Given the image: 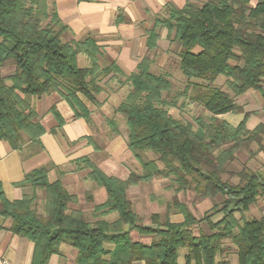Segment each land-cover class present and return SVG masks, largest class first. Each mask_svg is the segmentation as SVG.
Wrapping results in <instances>:
<instances>
[{"label": "trees", "instance_id": "trees-1", "mask_svg": "<svg viewBox=\"0 0 264 264\" xmlns=\"http://www.w3.org/2000/svg\"><path fill=\"white\" fill-rule=\"evenodd\" d=\"M47 6L48 0H0V142L16 151L28 143L43 149L45 128L33 102L47 95L57 94L77 118L90 122L92 112L79 95L93 103L104 91L103 78L115 69L114 78L125 77L120 86H129L115 112L125 118L127 145L143 173L121 180L105 174L90 157L77 160L80 170H90L88 179L108 194L107 202L95 206L94 221L84 210L71 209L78 198L61 181L50 183L53 165L34 170L18 184L46 192L44 214L37 209L36 193L10 202L0 184V217L11 220L10 232L34 243L33 264H49L62 245L76 250V264H178L182 251L185 264H229L223 258L225 241L236 246L238 264H264V217H247L250 208L264 199V175L246 167L238 173L228 171L237 152L246 149L253 156L251 144L264 146V122L249 130L247 123L254 113L237 103L250 90L264 99V0H207L203 7L189 1L182 9L171 8L168 19L148 34L149 50L158 47L160 26L168 29L170 45H180V70L188 84L176 98H190L193 88L192 100L211 114L208 120L196 118L194 124L171 115L169 107H175L178 99L174 104L165 101L172 83L151 72L150 57H144L130 76L115 63L101 70L103 47L93 37L63 42L62 30L56 32L55 27L68 29L55 9V24L46 23ZM80 55L90 60V67H79ZM7 67L13 71L4 75ZM220 76L227 78L230 92L212 87ZM49 113L59 127L64 125L55 105ZM229 113L244 118L234 127L219 118ZM109 125L114 135L120 134L117 120H109ZM146 153L157 160L148 161ZM156 177H172L176 193L193 189L199 199L222 197L223 201L197 219L176 198L167 203L164 221L155 214L152 225H145L128 191ZM172 213L183 221L173 222ZM111 214L118 216L114 222L106 220ZM218 214L220 220L213 221ZM204 222L208 231L199 229L196 234L194 227ZM144 237L152 242L144 243Z\"/></svg>", "mask_w": 264, "mask_h": 264}, {"label": "crops", "instance_id": "crops-1", "mask_svg": "<svg viewBox=\"0 0 264 264\" xmlns=\"http://www.w3.org/2000/svg\"><path fill=\"white\" fill-rule=\"evenodd\" d=\"M189 1L191 0H49L73 38L78 42L89 37L95 38L98 45L104 49L105 59L115 63L125 76L134 73L144 57L150 56V54H153L152 57L160 54V50L165 46L167 52L170 46L167 28L160 26L157 29L160 38L157 43L158 47L154 50L148 49V34L157 27L159 21L168 19L171 8L182 9ZM78 62L82 68L89 67L90 61L86 56H79ZM123 91H127L126 97L129 93V86L119 87L117 94L111 97L108 102H100L101 110L104 112L106 107L115 100L114 97ZM253 92L250 91L249 93L253 94ZM47 98H51L53 104L43 108L42 101ZM262 101L264 104L263 97ZM33 104L39 113V120L45 128V134L41 137L43 149L28 143L22 150L16 151L12 149L9 143L0 142V184L5 196L10 202H13L22 199L25 195L36 193L38 201L45 205L46 192L44 190H35L31 186L20 187L18 184L34 170L53 165L48 174L50 183L61 181L67 191L75 195L78 202L81 203L83 193L79 192L82 191L81 188H77V180L79 179L78 174L83 170L79 169L76 161L84 157L91 158L93 154L102 150L98 142L100 134L97 131L99 128L95 121L94 110L91 109V121L87 122L83 118H77L75 111L57 94L44 96L41 100L34 101ZM85 104L88 108H93V104L88 102ZM53 105L56 106L57 111L64 119L62 127H59L54 115L49 113ZM255 117L252 116L247 123L249 130L255 129L256 126L264 122V117L259 119V122L253 120ZM239 118L238 116L235 121L229 119V123L236 127L242 121ZM111 119L106 118L105 126H102L107 131L109 128L108 134L112 139H115L122 134L111 136L109 125ZM84 178V184L90 182L88 178ZM101 190L99 187L94 192L101 196L104 194ZM85 192L87 206L81 207L85 212L90 209L93 210L92 208L108 200L107 192L102 201L95 194L92 195L91 191ZM255 205L254 210H263L264 199H260ZM263 213L258 219L264 217ZM154 215L150 216L151 225ZM176 216L179 217L176 214L171 217L173 222L183 221V217L176 218ZM117 218V214H111L106 217V220L114 222ZM219 220L217 219L215 222ZM10 226L11 220L0 217V227H3L0 231V264H33L34 243L10 232ZM223 247L227 250L225 257H223L224 260L228 261L229 264H238L236 246L230 241H225ZM76 260L77 253L74 249L69 245H62L60 253L53 255L49 264H76ZM134 264L145 263L135 262ZM178 264H185L184 252L180 256Z\"/></svg>", "mask_w": 264, "mask_h": 264}, {"label": "rangeland", "instance_id": "rangeland-1", "mask_svg": "<svg viewBox=\"0 0 264 264\" xmlns=\"http://www.w3.org/2000/svg\"><path fill=\"white\" fill-rule=\"evenodd\" d=\"M206 2L207 0H191V3L198 7H203L206 4ZM51 5L52 4L48 0V6H47L48 14L47 15H49V18L48 20H46L47 24L48 23L53 24L52 15H54L55 10L53 9ZM55 31L62 32L61 39L63 40V42L76 41L68 30L62 29V26L57 25L55 27ZM165 48L167 47L165 46L163 49L160 50V54L154 55L153 57L151 56L153 54H150V56L148 57H150L153 60L151 72L156 75H163L164 77L168 78V80L172 83V92L164 93V99L165 101H167V103L174 104L176 100L178 99V102L174 104L175 107H169L171 115L177 120H181L183 122H190L193 124L195 122V119L199 117H203L204 119L208 120L211 114L207 112L202 107V105H199L198 103L194 102L191 98L192 93L193 94L195 93L193 92L194 90L193 88H191L190 98L189 97L176 98V95L178 93H182L186 85L188 84V79L182 74L180 70V58H179L178 53L181 51V47L178 44V42H175V44L169 46L167 52ZM101 57H100V67L99 68L101 70H105L106 68L112 65V62H110L108 59H105L106 56L104 55ZM231 63L234 64L236 62L232 61ZM78 65H79V62H78ZM90 65L91 63H89V67ZM12 71H13V67H7L6 69L3 70V73L4 75H8ZM116 74H118L117 71L113 69L112 73L109 74V76L103 78L101 85H103L104 91L103 93L98 95L97 98L93 101L94 104L92 103V101H89L85 96L83 95H79V96L81 97V100L83 101V103L88 102L90 104H93L92 106L93 108H89V109L94 110L95 121L97 123V127L99 128L97 130L100 134L98 142H99V145L102 147V150H100L98 153L93 154L91 156V159L93 160V162H95L98 168L101 169L108 176L116 177L122 180H127L132 173H136V174L143 173V166L140 164L137 158H135L134 154L129 150L128 145H127L128 132H127V126L125 123V118L121 114H117L115 112L116 108L121 104L120 102L124 100L123 98L125 97L127 91L126 92L123 91L119 95L115 96L114 97L115 100L112 101V104L106 107L104 112L101 110V106L99 105L100 102L102 101L108 102L111 97L117 94L116 92L119 89V87H122L120 85H123L126 83L125 77L118 76V78H114ZM226 81H227V78L225 76H220L217 79V81L214 84H212V87H219V88H222L226 92H230L228 86L226 85ZM197 82L203 83L202 81H197ZM250 91H254L253 94H250L249 93ZM250 91L238 97L237 103L239 105H242L245 108L246 112H253L254 114L252 116L253 117L256 116L255 118H253V120L255 122L257 121L259 122V119L264 117V114H263L264 104L262 101V96L260 97V93L255 90H250ZM52 104L53 103H52L51 98H47L45 101H42L43 108H47L48 106H51ZM238 116L243 120V117H244L243 114H232V113L221 115L219 116V118L224 119L229 123V119H232L233 121H235V119ZM106 118H112L114 120H117V122L119 123V129L121 131L120 135L122 134L121 135L122 137L119 136L120 139L119 137H116L115 138L116 140L112 139L110 135L108 134L109 128H107L108 131L104 129L103 126H105ZM110 134L111 136L113 135L112 131ZM104 148H106L107 150L105 151ZM250 148H251L250 151L254 155L251 156L250 152L246 149L240 152H237L236 153L237 160L234 161L232 164H230L228 171H230L231 173H238V172H241L243 168L246 167L255 172L259 171V173L264 175V146L261 147L260 145L253 143L251 144ZM145 158L148 161L157 160L156 155H154L153 153H146ZM158 165L161 169L164 168L163 164H161L160 162H158ZM80 173L78 174V177L80 180L79 179L77 180V184H78L77 188H81L82 190V191H79L83 193L81 195L82 201L81 203L78 202L76 204H72L71 209H81V207L85 208V206H87V203H86L87 196H86V192L84 193V191H91V194L92 195L95 194L97 198L100 199L101 201L104 200L106 197V191L103 188H101L102 189L101 191H103L104 194H102L101 196H99V194L97 195L94 192L99 188V186H97L91 180L90 182L86 184L83 183L84 182L83 179H85L84 177L88 178L90 170L86 169ZM72 179H74V177H72ZM171 179L172 177H165V178L156 177L151 181L142 182L139 185L135 187H131L129 189L128 198L133 204V208L136 211V213L139 215V217L141 218L143 224L151 226L150 216H152L153 214L161 215L160 216L161 220L164 221V219L166 218L165 214L168 211L167 203H173L176 200V198L180 202L185 203L188 206V209L191 211V213H193V215L197 219L204 218L207 211L211 210L215 204H220L223 201L222 197H216L214 200L199 199L197 198L193 189L188 190V191H183L181 193H176L174 189L171 188V184H172ZM224 179L227 180V179H230V177L224 176ZM231 181L233 183H238L239 180L237 178H233L231 179ZM255 207L256 205L250 209L249 213H247V217L249 219L260 217L261 216L260 214H262L264 211V208L261 211L254 210ZM37 209L40 214H44V203L38 201ZM92 209L94 210V208ZM93 210L90 209L86 212L87 216L91 218V220L93 219L92 221H94V218L92 217V213H94ZM173 214L174 213L171 214V217L173 216ZM179 217L182 218L181 215H179ZM179 217L176 216V218H179ZM221 217H222V214H218L214 216L212 220L216 221L217 219H220ZM199 229L208 231L207 222L200 224L198 227H194V232L198 234ZM142 241L148 244L152 242V238L144 237ZM74 251L75 253H77L76 250ZM183 252L184 251H182L180 255H182Z\"/></svg>", "mask_w": 264, "mask_h": 264}, {"label": "built area", "instance_id": "built-area-1", "mask_svg": "<svg viewBox=\"0 0 264 264\" xmlns=\"http://www.w3.org/2000/svg\"><path fill=\"white\" fill-rule=\"evenodd\" d=\"M5 264H10V263H5Z\"/></svg>", "mask_w": 264, "mask_h": 264}]
</instances>
